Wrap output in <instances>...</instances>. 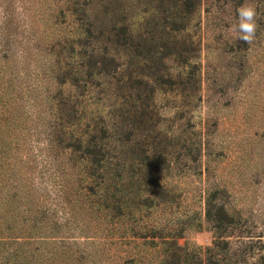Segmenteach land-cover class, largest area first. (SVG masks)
<instances>
[{
	"label": "trees",
	"instance_id": "trees-1",
	"mask_svg": "<svg viewBox=\"0 0 264 264\" xmlns=\"http://www.w3.org/2000/svg\"><path fill=\"white\" fill-rule=\"evenodd\" d=\"M35 1L43 34L33 52L14 53L23 48L18 20L8 8L0 16V107L20 89L25 113L35 107L38 117L36 197L28 179L10 190L0 173V264H250L248 250L228 239L239 220L218 203L217 190L205 189L194 215L174 210L182 193L170 183L190 177L184 160L198 163L203 143L158 140L154 84L198 86L190 46L136 41L122 0ZM198 1H183V17L173 13L183 23L169 21L172 35L188 30ZM61 25L74 29L64 40L56 37ZM173 57L177 75L166 64ZM30 59L35 79L26 74L25 81ZM18 220L25 233L5 239ZM203 221L214 232L212 245L180 246Z\"/></svg>",
	"mask_w": 264,
	"mask_h": 264
},
{
	"label": "rangeland",
	"instance_id": "rangeland-1",
	"mask_svg": "<svg viewBox=\"0 0 264 264\" xmlns=\"http://www.w3.org/2000/svg\"><path fill=\"white\" fill-rule=\"evenodd\" d=\"M122 1L120 13L131 19L136 41L176 39L180 46L186 42L191 61L201 69L198 86L154 84L159 87L154 109L158 120L154 135L158 140L180 137L189 143H203L198 163L184 160L192 169L190 177L170 183L182 193L179 203L174 204L176 217L185 215L189 209L193 215L200 212L205 189L217 190L218 203L239 220L228 239L235 248L248 250L250 264H259L264 256V0L198 1L189 17L188 30L178 35H172L169 21L177 19L182 25L181 18H175L173 13L184 16V0ZM246 3L256 10L257 30L251 43L240 40L238 32V9ZM6 8L18 20L17 37L23 41V48L14 53L20 55L23 49L26 53L35 51L43 34L41 22V29L38 28L37 2L0 0V16ZM60 30L56 37L64 40L74 29L61 25ZM29 62L32 65L24 73L25 81H29L26 74H31L34 80L37 70L36 61ZM166 64L175 75L181 73L174 57ZM182 78L188 81L187 75ZM22 88L27 92L35 90V86ZM20 93V89L11 91L10 98H5V105L0 107V173L5 178L3 184L10 190L13 183H26L28 179L32 199L38 187V117L33 106L25 113L27 106L23 107L26 103ZM6 117L10 119L6 121ZM167 208L163 204L159 211L165 213ZM14 228L5 239L25 233L21 232L19 220ZM2 232L5 235L6 231ZM31 241L28 248L35 247L34 239ZM213 241L214 232L203 221L201 230L192 228L178 243L209 247Z\"/></svg>",
	"mask_w": 264,
	"mask_h": 264
},
{
	"label": "clouds",
	"instance_id": "clouds-1",
	"mask_svg": "<svg viewBox=\"0 0 264 264\" xmlns=\"http://www.w3.org/2000/svg\"><path fill=\"white\" fill-rule=\"evenodd\" d=\"M255 17L256 10L250 4L246 3L238 9L239 39L245 43H251L255 38L257 30Z\"/></svg>",
	"mask_w": 264,
	"mask_h": 264
}]
</instances>
